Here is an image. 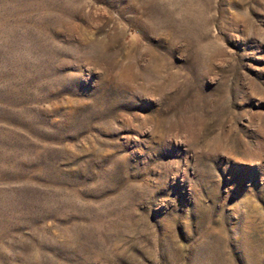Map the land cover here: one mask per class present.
I'll return each mask as SVG.
<instances>
[{
	"label": "rangeland",
	"instance_id": "374dc122",
	"mask_svg": "<svg viewBox=\"0 0 264 264\" xmlns=\"http://www.w3.org/2000/svg\"><path fill=\"white\" fill-rule=\"evenodd\" d=\"M0 264H264V0H0Z\"/></svg>",
	"mask_w": 264,
	"mask_h": 264
}]
</instances>
